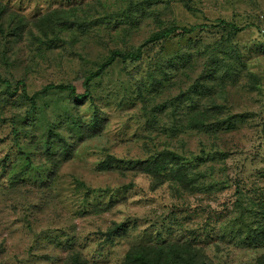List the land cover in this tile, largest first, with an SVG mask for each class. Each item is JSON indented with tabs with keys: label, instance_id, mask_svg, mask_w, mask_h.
<instances>
[{
	"label": "rangeland",
	"instance_id": "obj_1",
	"mask_svg": "<svg viewBox=\"0 0 264 264\" xmlns=\"http://www.w3.org/2000/svg\"><path fill=\"white\" fill-rule=\"evenodd\" d=\"M3 8L13 23L0 27V74L23 79L30 96L50 82L83 92L85 74L111 49L132 48L163 25L223 18L246 27L207 26L156 44L140 62L117 60L83 103L52 90L33 105L0 83V264H121L132 245L188 243L208 225L213 237L193 241L197 261L258 264L260 248L222 234L240 212L235 190L264 192V0H0ZM49 12L56 39L37 40L35 21ZM181 49L179 66H158ZM211 102L230 127L173 129ZM94 113L98 129L82 133ZM163 149L193 157L205 184L188 192L134 169L131 160ZM102 203L113 207L91 211ZM114 222L124 229L105 241Z\"/></svg>",
	"mask_w": 264,
	"mask_h": 264
},
{
	"label": "trees",
	"instance_id": "obj_2",
	"mask_svg": "<svg viewBox=\"0 0 264 264\" xmlns=\"http://www.w3.org/2000/svg\"><path fill=\"white\" fill-rule=\"evenodd\" d=\"M6 13L7 11H5L4 8L0 10V27L2 28L1 31L3 33L6 30L11 29L13 23V20H8L7 23L4 22L7 17ZM53 14L54 12L43 14L35 21L37 32L32 30V34L37 40L45 39L47 42H53L56 39L55 35L53 37L51 36L50 28L47 26L48 23L53 21ZM216 25L229 28L230 33H237L246 27L239 26L238 24L223 18H220L216 23L211 24L201 23L191 26H181L177 24L163 25L157 30L152 31L148 37L132 48L116 47L111 49L105 60L98 63L93 71L85 74L83 92H79L77 87L71 82H50L30 96L23 79L13 82L0 74V83L6 85L7 91L11 96L16 95L20 90L19 93H22L24 97L28 98L33 105L36 104V100L40 95H46L52 90L67 91L72 102L83 103L89 98L91 99L93 96L92 84L94 83V80L100 78L106 69L112 66L117 60L130 63L140 62L143 60L145 56L144 54H146L149 49L151 50L156 44L164 46L174 35L191 34L200 28ZM12 31L7 32L6 35L11 34ZM176 53V56L173 57L165 55H162L159 58L157 57L156 61L158 66L161 68L165 66L169 67L171 64L179 66L188 51L181 49ZM217 107L218 104L211 102L210 105L205 103L202 107L200 106L195 110H190L187 112L186 119L183 122L175 120L173 129L178 131V129H180L179 124L182 125L183 123L189 129H196L200 132L207 131L210 133L212 130L218 132L219 127L222 124L227 125L226 128L230 127V122L232 121V119H230L231 117H229L228 120H222V118L216 115L218 112L216 110ZM214 109L216 110L215 112ZM100 120V116L97 113H94L92 124L82 125V133L89 134L88 131H96ZM51 133L61 137L57 132L51 131ZM193 160V157L185 156L177 149H163L150 153L144 158L131 160V163H134L133 166L135 170L147 173L153 181L158 183V185L170 181L179 189L193 192L199 190L202 187L201 185L205 184H202L203 181L201 178L206 176L205 172L196 170V166L199 164L194 165L192 162ZM102 165L103 168L109 167L112 169V164ZM197 182H200V184H196ZM235 193H238L239 196L237 204L240 207V212L238 214L236 213L237 215L234 216L233 220L235 222L238 221V224L232 226V223L235 225V222L232 221L231 226H229L230 233L227 234L226 232H223L222 235L225 237L227 235H229V237L232 235L240 246H255L260 248L262 254L257 257V263L264 264V192L262 195L259 193L260 195L258 194L257 197L248 196L249 198H246L247 195L244 196L245 194L240 192L238 188L235 190ZM246 199L248 202H246ZM254 199H257V201ZM254 205H257V208H255ZM111 207H113L111 203H102L93 206L91 211L102 212ZM123 229L124 223H112V225L106 230L107 236L105 241H111L116 235L121 234ZM213 230L215 231V228L210 225L203 227L200 232L201 236H203L201 237L198 234L193 241L203 242L209 240L210 237H213ZM193 241L191 240L186 243L182 241L161 240L152 243L135 244L127 250L121 264H215L214 262L207 260V258L198 261L196 260L197 254H200Z\"/></svg>",
	"mask_w": 264,
	"mask_h": 264
}]
</instances>
